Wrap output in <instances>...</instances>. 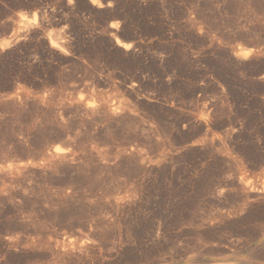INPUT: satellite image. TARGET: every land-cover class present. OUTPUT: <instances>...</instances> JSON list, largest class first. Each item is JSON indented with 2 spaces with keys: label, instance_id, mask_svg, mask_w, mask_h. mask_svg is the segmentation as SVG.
Wrapping results in <instances>:
<instances>
[{
  "label": "rangeland",
  "instance_id": "374dc122",
  "mask_svg": "<svg viewBox=\"0 0 264 264\" xmlns=\"http://www.w3.org/2000/svg\"><path fill=\"white\" fill-rule=\"evenodd\" d=\"M0 264H264V0H0Z\"/></svg>",
  "mask_w": 264,
  "mask_h": 264
}]
</instances>
